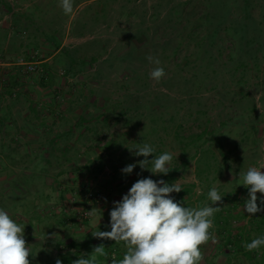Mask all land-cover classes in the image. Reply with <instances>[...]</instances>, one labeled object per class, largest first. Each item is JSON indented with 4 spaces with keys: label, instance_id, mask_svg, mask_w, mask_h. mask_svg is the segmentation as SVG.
Wrapping results in <instances>:
<instances>
[{
    "label": "rangeland",
    "instance_id": "obj_1",
    "mask_svg": "<svg viewBox=\"0 0 264 264\" xmlns=\"http://www.w3.org/2000/svg\"><path fill=\"white\" fill-rule=\"evenodd\" d=\"M204 128L229 150L216 188L246 201L241 173L264 171V0H73L69 15L60 0H0V209L25 226L31 264L101 244L98 264H110L115 242L92 231L111 230L138 179L160 177L129 148L171 152L175 183L198 184L175 132ZM216 242L201 246L202 264H226Z\"/></svg>",
    "mask_w": 264,
    "mask_h": 264
},
{
    "label": "clouds",
    "instance_id": "obj_2",
    "mask_svg": "<svg viewBox=\"0 0 264 264\" xmlns=\"http://www.w3.org/2000/svg\"><path fill=\"white\" fill-rule=\"evenodd\" d=\"M60 7L65 15L71 14L73 0H60ZM146 59L156 65L150 77L159 82L166 75L164 68L159 66L160 60L151 55ZM129 150H135L136 156L145 158L138 161L141 170L153 175H167L173 169V154L169 151L155 156L156 149L147 143ZM150 155L154 156L151 160L148 159ZM135 167L136 164H129L122 172L130 174ZM240 181L239 184L249 190L244 211L250 216L264 211V171L250 167L241 173ZM181 190L182 187L174 182L169 184L162 179L142 178L133 183L121 201L114 202L110 211L111 230L100 231L98 227L92 231L95 238L123 242L126 251L122 259L113 255L110 264H202L201 246L209 241L216 242L215 233L210 230L214 229V216L221 208L213 205L222 202L223 196L213 186L207 193L210 204L186 207L171 196ZM257 193L262 194L259 204ZM97 210L92 208L87 215L95 217ZM24 227L0 209V264H31L29 256L33 254L25 240ZM262 246L264 236L244 245L249 252ZM106 256V247L101 244L95 246L90 255L81 254L72 264H98V258ZM56 264H62V261L57 259Z\"/></svg>",
    "mask_w": 264,
    "mask_h": 264
},
{
    "label": "trees",
    "instance_id": "obj_3",
    "mask_svg": "<svg viewBox=\"0 0 264 264\" xmlns=\"http://www.w3.org/2000/svg\"><path fill=\"white\" fill-rule=\"evenodd\" d=\"M47 79L48 76L42 78L43 82L47 81ZM181 130H176L175 136L180 143L182 163L186 165L190 160H195V177L198 184H182L180 185L182 190L179 193L174 192L172 197L176 202L183 203L186 207H203L211 203L208 200L207 193L215 186L216 181L221 175L219 157L222 158V163L227 162L229 150L226 149L225 144L220 138L213 136V132H207V128L199 132L190 131L189 133H187L185 129ZM215 143L218 150H214L213 148ZM192 150L194 154L189 156ZM154 155L158 156L155 153ZM149 157L150 159L154 158L152 155ZM144 174L148 173L144 172ZM158 179L164 181L169 179V184H171L177 181V176L175 172L171 170L167 175L160 174ZM158 179L156 181H158ZM219 187L220 186H218L217 189L220 195L223 196L222 202L213 205L221 208L214 216V230L218 236L216 247L221 254L226 256V264H232V260H234V263H237V256L239 255H242L251 264H264V246L252 252L247 251L244 247V245L250 243L251 240L264 236V211H262L261 214L256 213L247 224L241 225L242 221L249 217L244 211L245 201L240 198L241 192L237 189L227 192L221 190ZM197 190H199V192ZM63 217L66 218L64 215ZM62 245L63 243L59 244V247L61 248ZM118 245V243L111 244L112 247L111 251H109V256L114 255L115 258L119 260L122 259L126 249L120 250ZM69 247L81 249L88 246L84 243L72 242ZM76 259H78V257L65 255L61 261L62 264H72V261Z\"/></svg>",
    "mask_w": 264,
    "mask_h": 264
}]
</instances>
